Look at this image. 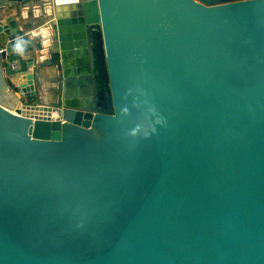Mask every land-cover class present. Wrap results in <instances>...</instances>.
I'll list each match as a JSON object with an SVG mask.
<instances>
[{"label": "water", "instance_id": "water-1", "mask_svg": "<svg viewBox=\"0 0 264 264\" xmlns=\"http://www.w3.org/2000/svg\"><path fill=\"white\" fill-rule=\"evenodd\" d=\"M53 2L54 104L0 19V264H264V0Z\"/></svg>", "mask_w": 264, "mask_h": 264}, {"label": "crops", "instance_id": "crops-1", "mask_svg": "<svg viewBox=\"0 0 264 264\" xmlns=\"http://www.w3.org/2000/svg\"><path fill=\"white\" fill-rule=\"evenodd\" d=\"M77 6L78 4H74L58 8L55 7L53 0H50L48 3L43 5L35 4L30 9L27 8V6L24 8L21 7V15L17 14V9H0V19L4 24L7 23L8 19H15L21 31L23 30L24 25L30 24L33 26V30L27 32L26 34H29V36H34L36 43H38V41L42 43L43 51L36 52L35 55L30 53L26 56H23V59L34 57L37 62V67L44 70V74L42 72L41 76L43 87H46L48 84L49 76L53 78L54 76L59 77L61 75L59 67L62 62L58 59L61 51L59 50V41L55 35V28L59 23H61L65 38L69 43L68 52L69 54L75 55L73 64L75 66L78 64L76 56L80 54L83 48L81 41L83 38L86 39V33L82 18L77 15ZM6 43L7 40L5 38L0 39L1 49L5 48ZM76 70H78L77 67ZM14 71L15 73H18V70L14 69ZM31 71L32 68L29 69L30 73ZM14 93L18 98L17 93Z\"/></svg>", "mask_w": 264, "mask_h": 264}, {"label": "rangeland", "instance_id": "rangeland-1", "mask_svg": "<svg viewBox=\"0 0 264 264\" xmlns=\"http://www.w3.org/2000/svg\"><path fill=\"white\" fill-rule=\"evenodd\" d=\"M31 72L34 73L37 78H40V80L42 79L41 77L42 72L44 74V70L36 66L32 68ZM13 88H14V91L17 93L18 98H22L21 99L22 104L28 105V106H38V105L43 104V103L39 104V100H37V98H24L23 95L19 92V90H16L14 86ZM39 89L42 90V92L44 93V94L42 93L41 95V100L45 104H54L55 101L57 100V97L62 96V92L60 91V88H59V83H57V85H54V87H52L50 84L49 85L47 84L46 87H43V85L40 84Z\"/></svg>", "mask_w": 264, "mask_h": 264}, {"label": "bare ground", "instance_id": "bare-ground-1", "mask_svg": "<svg viewBox=\"0 0 264 264\" xmlns=\"http://www.w3.org/2000/svg\"><path fill=\"white\" fill-rule=\"evenodd\" d=\"M48 85L50 84L51 86H54V84H56L57 80H58V76H54L53 78L52 77H48ZM51 94V93H50Z\"/></svg>", "mask_w": 264, "mask_h": 264}, {"label": "flooded vegetation", "instance_id": "flooded-vegetation-1", "mask_svg": "<svg viewBox=\"0 0 264 264\" xmlns=\"http://www.w3.org/2000/svg\"><path fill=\"white\" fill-rule=\"evenodd\" d=\"M54 116V115H53Z\"/></svg>", "mask_w": 264, "mask_h": 264}]
</instances>
